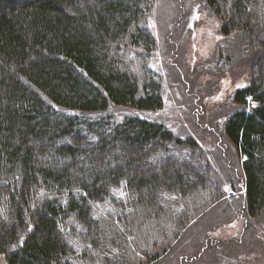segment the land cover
<instances>
[{"label":"trees","instance_id":"1","mask_svg":"<svg viewBox=\"0 0 264 264\" xmlns=\"http://www.w3.org/2000/svg\"><path fill=\"white\" fill-rule=\"evenodd\" d=\"M156 1L0 0V253L8 264H152L219 201L213 170L202 164L200 173L194 137L141 117L85 114L163 107L161 86H140L129 61L159 44L149 27ZM203 2L228 40L262 57L232 97L241 109L224 129L243 159L248 212L258 215L264 0Z\"/></svg>","mask_w":264,"mask_h":264},{"label":"rangeland","instance_id":"2","mask_svg":"<svg viewBox=\"0 0 264 264\" xmlns=\"http://www.w3.org/2000/svg\"><path fill=\"white\" fill-rule=\"evenodd\" d=\"M155 4L149 27L159 44L151 53L137 50L129 61L133 60L140 86L146 79L161 86L163 107L145 111L113 106L106 112L85 114L117 123L131 116L165 123L177 136L199 141L202 164H208L217 177L212 183L219 184L220 199L210 215L189 225L152 264H264V211L248 212L243 159L224 132L226 119L241 109L232 97L249 85L262 57L246 51L236 36L228 40L221 32L222 21L203 0H157ZM141 64L148 65L149 73L143 72ZM185 158L184 162H192ZM172 160L180 162L175 155ZM203 169L200 173L205 175ZM232 239L236 244L228 248L225 243ZM0 264H8L3 255Z\"/></svg>","mask_w":264,"mask_h":264},{"label":"bare ground","instance_id":"3","mask_svg":"<svg viewBox=\"0 0 264 264\" xmlns=\"http://www.w3.org/2000/svg\"><path fill=\"white\" fill-rule=\"evenodd\" d=\"M132 64V63H131ZM131 68H132V66H131ZM135 68V67H134ZM141 68H142V70H143V72L144 73H149V68H148V65L147 64H141ZM132 72H133V69H132ZM149 76V75H148ZM142 118V117H141ZM146 119V118H145ZM185 138H191V136H189V137H185ZM195 140L196 141H198L196 138H195ZM198 143V145H199V150H198V154H196V157L197 158H199V160H200V165H202V159L200 158V149H201V145H200V143H199V141L197 142ZM188 148H185V152H189L188 150H187ZM189 154V158H191V153H188ZM214 178H216L217 179V177H213V179ZM215 183H216V181H215ZM244 184V183H243ZM219 185V184H218ZM245 188V187H244ZM142 205H144V204H141L140 206H139V208H138V214H140V213H142L143 212V210H142ZM131 206V201H128V202H126L125 204H124V208L125 209H128L129 207ZM92 208H93V211L94 212H98L99 211V208H100V206L98 205V204H96V203H94L93 204V206H92ZM0 255H3L4 256V259L6 260V257H5V255L3 254V253H0ZM7 261V260H6Z\"/></svg>","mask_w":264,"mask_h":264},{"label":"snow or ice","instance_id":"4","mask_svg":"<svg viewBox=\"0 0 264 264\" xmlns=\"http://www.w3.org/2000/svg\"><path fill=\"white\" fill-rule=\"evenodd\" d=\"M246 159V158H245Z\"/></svg>","mask_w":264,"mask_h":264}]
</instances>
